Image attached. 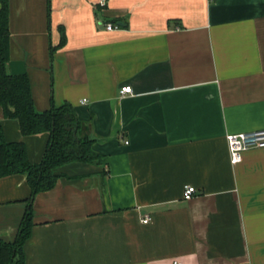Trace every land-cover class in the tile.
I'll list each match as a JSON object with an SVG mask.
<instances>
[{"label": "crops", "instance_id": "0c3cea01", "mask_svg": "<svg viewBox=\"0 0 264 264\" xmlns=\"http://www.w3.org/2000/svg\"><path fill=\"white\" fill-rule=\"evenodd\" d=\"M8 8L7 69L27 73L36 110L73 105L102 158L59 165L33 196L25 264H264V146L231 164L224 139L264 128V0ZM48 136L23 135L0 105V141L30 161ZM30 193L23 173L0 176V238Z\"/></svg>", "mask_w": 264, "mask_h": 264}, {"label": "trees", "instance_id": "16d2710c", "mask_svg": "<svg viewBox=\"0 0 264 264\" xmlns=\"http://www.w3.org/2000/svg\"><path fill=\"white\" fill-rule=\"evenodd\" d=\"M8 5L9 0H0V105L6 117L18 120L23 135L42 131L49 134L38 162L27 158L22 141H0V176L23 173L31 192L14 239L0 238V264H25L23 245L33 224V196L55 184L60 176L55 170L59 165L74 160L99 164L102 158L93 149V137L87 133L73 105L66 101L36 110L27 73H13L7 69L10 39ZM61 37L64 38L63 35Z\"/></svg>", "mask_w": 264, "mask_h": 264}, {"label": "built area", "instance_id": "2783aa9c", "mask_svg": "<svg viewBox=\"0 0 264 264\" xmlns=\"http://www.w3.org/2000/svg\"><path fill=\"white\" fill-rule=\"evenodd\" d=\"M104 0H98V3H103ZM117 25L106 22L104 23L105 29L116 28ZM120 93L130 92L131 87L128 84L120 85L118 88ZM226 139L227 153L229 154V161L234 164L241 160L242 152L246 149L258 148L264 146V128H258L255 130H248L242 132H227L224 136ZM182 198H188L194 192L195 187L191 185H183ZM146 222L147 218H142ZM169 264H180L178 260L171 259ZM240 264H250L247 262H241Z\"/></svg>", "mask_w": 264, "mask_h": 264}]
</instances>
